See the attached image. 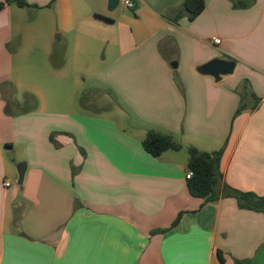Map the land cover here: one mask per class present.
Masks as SVG:
<instances>
[{"label":"crops","instance_id":"crops-1","mask_svg":"<svg viewBox=\"0 0 264 264\" xmlns=\"http://www.w3.org/2000/svg\"><path fill=\"white\" fill-rule=\"evenodd\" d=\"M24 1L0 10V264H264V212L186 178L190 147L224 149L221 187L264 197V0ZM149 131L183 149L152 156Z\"/></svg>","mask_w":264,"mask_h":264},{"label":"trees","instance_id":"trees-1","mask_svg":"<svg viewBox=\"0 0 264 264\" xmlns=\"http://www.w3.org/2000/svg\"><path fill=\"white\" fill-rule=\"evenodd\" d=\"M5 3L16 4L24 8L30 7L24 0H5L0 3V10ZM248 6L246 2H240L236 7L244 8ZM205 8V0H184L183 10L190 20L197 18ZM16 94V89H12ZM38 105L37 98L29 93H25L23 101L19 102L14 99L10 106L7 107L8 114H24L36 110ZM244 109L242 105L238 112ZM145 150L154 157H159L166 151H179L182 144L170 135L162 134L156 131H149L143 142ZM7 148H11L7 145ZM224 149L208 153L202 152L194 147L188 149V169L193 176L188 180V189L192 196L203 199L206 203L216 202L223 196H233L238 200L239 206L244 209L264 212V197H259L253 193H243L230 187H221L222 173L220 171V162ZM180 216L172 226H176ZM219 256L223 259V253L219 251Z\"/></svg>","mask_w":264,"mask_h":264},{"label":"water","instance_id":"water-1","mask_svg":"<svg viewBox=\"0 0 264 264\" xmlns=\"http://www.w3.org/2000/svg\"><path fill=\"white\" fill-rule=\"evenodd\" d=\"M108 2V11L113 12L120 7L121 0H107ZM236 68V62L233 60L216 58L210 62L201 65L197 68V72L203 76H210L214 78L216 82H219L223 77L232 75ZM12 162L16 166L18 174V185H23L25 180V175L27 171L26 162L16 163L14 159Z\"/></svg>","mask_w":264,"mask_h":264},{"label":"built area","instance_id":"built-area-1","mask_svg":"<svg viewBox=\"0 0 264 264\" xmlns=\"http://www.w3.org/2000/svg\"><path fill=\"white\" fill-rule=\"evenodd\" d=\"M120 4H122L125 8L131 9L133 7L132 0H121ZM214 44L219 45L221 43V40L219 38H214L213 40ZM193 176L192 172L190 170L186 173V178L189 180ZM4 186L9 188L11 186L10 181H5Z\"/></svg>","mask_w":264,"mask_h":264},{"label":"rangeland","instance_id":"rangeland-1","mask_svg":"<svg viewBox=\"0 0 264 264\" xmlns=\"http://www.w3.org/2000/svg\"><path fill=\"white\" fill-rule=\"evenodd\" d=\"M22 56H23V55H22ZM41 61H42V59H41ZM40 65H41V64H40ZM182 149H183V148H182ZM182 149H181V150H182ZM181 150H179V151H181ZM14 169H15V168H14ZM16 172H17V170H16ZM15 184H16V183H15ZM16 185H18V184H16Z\"/></svg>","mask_w":264,"mask_h":264}]
</instances>
